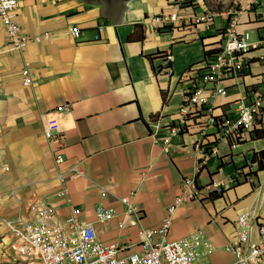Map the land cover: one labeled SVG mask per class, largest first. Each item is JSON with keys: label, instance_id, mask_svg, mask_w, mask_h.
Masks as SVG:
<instances>
[{"label": "crops", "instance_id": "1", "mask_svg": "<svg viewBox=\"0 0 264 264\" xmlns=\"http://www.w3.org/2000/svg\"><path fill=\"white\" fill-rule=\"evenodd\" d=\"M238 12L239 34L249 33L252 42L264 39V0ZM14 13L22 32L41 40L9 51L0 22V264H27L2 221L32 222L41 206L52 208L60 223L79 209L80 221L98 241L137 251L143 230L163 225L186 178H194L199 189L214 179L223 194L177 206L169 239L197 236L204 256L190 264H236L226 246L238 236V216L247 212L264 219V171L257 168L264 139L242 132L232 143L217 127L205 128L203 135L202 112L188 118L186 129L172 130L186 97L200 85L198 73L204 74L223 46L228 15L184 0H132L121 25L77 0H18ZM173 13L179 18L170 27L151 21ZM204 16L213 22H201ZM73 29L80 30L78 38ZM167 52L173 56L170 75L161 57ZM263 56L264 45L250 51L243 73L222 84L226 95L211 98L215 117L236 121L242 102L261 93ZM25 65L30 86L21 82ZM64 105L70 110L57 118L54 110ZM49 119L53 134L61 136L58 143L45 138ZM262 128L264 116L255 125ZM201 138L202 149L215 146L217 155L197 175L203 154L195 144ZM58 155L61 165L55 163ZM121 198L141 210L140 220L126 214ZM98 205L114 210L110 221H96ZM153 239L158 240L156 233Z\"/></svg>", "mask_w": 264, "mask_h": 264}, {"label": "built area", "instance_id": "2", "mask_svg": "<svg viewBox=\"0 0 264 264\" xmlns=\"http://www.w3.org/2000/svg\"><path fill=\"white\" fill-rule=\"evenodd\" d=\"M196 0H184V3L194 4ZM248 7L259 5L260 0H248ZM18 0H0V22L2 23L9 46V51H22L31 42H40V37H30L24 34L16 22L15 10ZM180 10V4H175ZM238 11L221 13L227 16V24L223 29V46L214 54L206 65L204 74L197 76L200 85L196 86L192 93L186 97L181 110L180 119L172 128L175 132L187 128L188 118L197 113L206 114V121L201 128V134L205 135V128L217 127L221 137L235 143L240 140L242 132H252L259 118L264 116V80L261 93L253 99L242 102L238 109L236 121L229 122L224 118L218 119L213 115L211 98L225 96L227 91L223 87L226 81L238 78L245 69V56L250 51L261 49L264 39L252 42L249 33L238 34L235 28L238 25ZM178 14L158 16L152 18V23L160 28L173 25ZM212 23V16H204L201 20ZM102 27L98 28L100 33ZM75 38L80 35L79 29H73ZM98 39V36L95 37ZM164 60L167 74H171L170 63L173 60L171 53L161 56ZM264 61V56H263ZM32 74L27 65L22 69L21 82L23 86L32 84ZM211 86V89L207 87ZM210 105V106H209ZM70 110L69 105H64L54 110L55 116L65 114ZM54 119H49L44 124V135L49 143H58L61 136L52 132ZM204 140L201 138L195 148L202 151L203 158L196 167V174H200L206 161L211 156L217 155V148L213 146L208 152L203 148ZM55 163L61 165L64 158L55 157ZM221 184L212 179L210 184L199 189L194 178H186L183 181L181 192L176 196L173 204L166 211L163 225L157 230L145 229L137 251H130L128 246L117 244H104L98 241L93 230L80 221L81 211L73 210L64 223L55 221V212L49 206L36 208L35 218L32 222H25L21 218L16 221H7V228L19 241L17 248L18 258L25 259L27 264H190L204 256L198 250L197 236L192 235L179 240L169 239V230L173 223V213L177 206L191 202H200L214 194L222 193ZM64 196V191L58 194ZM120 202L126 208V214L137 216L141 219V210L136 208L128 198H121ZM96 221L104 224L114 216L112 208L98 205L94 209ZM238 236L226 246V251L232 253L236 264H264V219L252 217L244 212L237 219ZM158 240L153 239L154 234ZM253 236L256 240H253Z\"/></svg>", "mask_w": 264, "mask_h": 264}, {"label": "water", "instance_id": "3", "mask_svg": "<svg viewBox=\"0 0 264 264\" xmlns=\"http://www.w3.org/2000/svg\"><path fill=\"white\" fill-rule=\"evenodd\" d=\"M87 7H95L99 17L113 25L126 23V14L130 9L132 0H77Z\"/></svg>", "mask_w": 264, "mask_h": 264}, {"label": "rangeland", "instance_id": "4", "mask_svg": "<svg viewBox=\"0 0 264 264\" xmlns=\"http://www.w3.org/2000/svg\"><path fill=\"white\" fill-rule=\"evenodd\" d=\"M248 0H196L194 3L206 10L214 13H225L238 11L242 6H245ZM239 29L236 28V33L239 34ZM243 34V33H241ZM6 172V171H5ZM7 220H3L2 224L7 228ZM1 229V227H0ZM1 239V238H0ZM1 242V241H0ZM1 247H0V258H1Z\"/></svg>", "mask_w": 264, "mask_h": 264}, {"label": "trees", "instance_id": "5", "mask_svg": "<svg viewBox=\"0 0 264 264\" xmlns=\"http://www.w3.org/2000/svg\"><path fill=\"white\" fill-rule=\"evenodd\" d=\"M209 56H210L209 54H206V59ZM198 74L200 76V73H198ZM251 138H254V139H264V128H262L260 130H256L255 127H254L253 131L251 132ZM258 157L260 158V160H258V167L257 168H258V171L259 172H262V171H264V152L259 153L258 154ZM256 158H257V156L255 155L252 161L253 162L256 161ZM222 194L223 193H221V194H214L213 195V199L220 197Z\"/></svg>", "mask_w": 264, "mask_h": 264}]
</instances>
